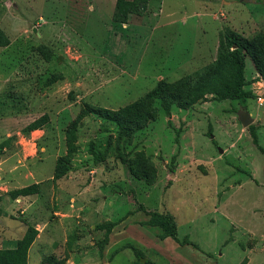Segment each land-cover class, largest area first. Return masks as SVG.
<instances>
[{"label":"rangeland","instance_id":"obj_1","mask_svg":"<svg viewBox=\"0 0 264 264\" xmlns=\"http://www.w3.org/2000/svg\"><path fill=\"white\" fill-rule=\"evenodd\" d=\"M113 4L0 0L8 39L0 46V199L37 183L27 201H0V212L10 206L0 224H44L29 264H264V155L237 118L249 113L264 149V75L253 62L263 59L264 0H144L124 23L112 20ZM225 28L245 40L250 97L216 101L205 93L183 110L171 105L168 115L156 99L155 119L117 138L111 112L159 79L189 75L197 90L226 84L224 51L217 52ZM83 107L89 113L76 126L68 169L52 179L64 130ZM42 113V128L22 132ZM103 125L108 130L97 132ZM92 137L97 163L87 151ZM137 150L151 167L136 163L131 173L120 159ZM145 211L172 215L176 240L159 239V229L143 223Z\"/></svg>","mask_w":264,"mask_h":264},{"label":"trees","instance_id":"obj_2","mask_svg":"<svg viewBox=\"0 0 264 264\" xmlns=\"http://www.w3.org/2000/svg\"><path fill=\"white\" fill-rule=\"evenodd\" d=\"M144 0H114L112 20L114 22L124 23L129 13H137L139 6ZM260 47L262 50V58L264 59V35H259ZM8 43L7 37L0 30V46H4ZM40 51V50H39ZM224 51L223 53V64L227 70L228 80L226 84L221 86L219 89H212L209 83L206 82L203 88L197 90L195 82L191 76L186 75L182 78L176 79L172 82H167L163 79H159L155 82L154 86L147 90L137 99L120 106L111 112V117L114 122L116 129L117 138H126L132 135L135 131L143 128L149 121L155 119V108L153 106L154 100H159L160 108L165 113L169 114L170 106L180 109H185L192 103L198 100H204L206 97L205 93H210L211 100H225V99H239L244 100L250 97V92L243 89L245 83L243 70H244V57L249 55L246 47L245 40L239 34L234 31L225 28L218 34V47L217 52ZM41 54L45 59L48 55L41 51ZM263 59L258 60L253 57V62L256 66L257 71L264 75V62ZM259 61L262 63L260 65ZM96 112L100 117L108 122V111L105 109H98ZM89 113L87 108H82L78 111L75 117L68 123L64 130L65 139V153L58 156L54 166V173L52 179L61 177L68 169L70 156L76 149L73 140L76 138V126L79 120ZM48 122V116L46 113L33 118L26 125L22 127V132L28 133L29 131L40 129ZM108 127L103 125L98 127L96 131L106 132ZM211 127L208 124L207 133L210 134ZM248 132L251 136V140L254 145L263 153L264 149L257 144V135L255 133L252 124L248 125ZM88 153L92 157V161L97 163L100 161L99 151L96 147L95 138L92 137L88 142ZM135 157L122 158L120 161L125 164L130 172H134V164L139 163L142 167H151L150 159L144 154L143 150H137L134 152ZM174 157H171V160ZM263 175H264V164H263ZM37 183H31L29 185L13 189L9 191V195L14 198L16 196L28 195L36 192ZM148 215L147 219L143 222L144 224L157 227L159 232L157 237L159 239L170 237L176 240V223L167 212L157 211H145ZM111 223L106 225L104 228L106 232L110 230ZM37 230L27 225L23 234L20 238L16 239L13 248H0V264H26L27 249L33 239L35 238Z\"/></svg>","mask_w":264,"mask_h":264},{"label":"crops","instance_id":"obj_3","mask_svg":"<svg viewBox=\"0 0 264 264\" xmlns=\"http://www.w3.org/2000/svg\"><path fill=\"white\" fill-rule=\"evenodd\" d=\"M181 110H183V109H181ZM47 146V147H46ZM45 147L48 149V146H49V144L47 143V145H46ZM11 176V175H10ZM27 185H29V184H27ZM23 186H26V185H23ZM23 186H14L12 189H9L6 193L8 194V195H5V196H8V201H4L5 199V197L3 198H1L0 199V201H4V203H7L8 205H10V206H12L14 203L16 204L17 202H22V201H27V198H29V195H31V194H28V195H23V196H21V195H19V196H16V197H14V198H12L10 195H9V191H11V190H13V189H16V188H20V187H23ZM4 190H6V189H4ZM1 194V193H0ZM32 194H34V193H32ZM18 205V204H17ZM23 205H25L26 206V204H22L21 206H23ZM10 206H8V207H5L3 210H1V212H0V215H1V217H6V213H4V211L5 212H7L8 211V209H10ZM25 206H23L22 207V210H24L26 207ZM9 220H13V219H9ZM0 223H1V219H0ZM11 223H13V222H11ZM10 225V224H9ZM40 225H42V226H44V224H40V223H36L35 225H34V228L36 229H38V228H40ZM0 227H1V231H0V248L1 249H3V248H13L14 247V245H15V241H16V239H18V238H20L21 237V235L23 234V232H24V227L21 225V227H22V229H20V226H18V225H15V224H12L11 225V227H15L16 228V230L15 229H11V227L10 228H5V226L4 225H2V224H0ZM26 228V227H25ZM36 229V230H37ZM19 235V236H15V235ZM36 235H38V231H37V233H36ZM35 239H33V241H34ZM31 242V244L29 245V247H28V249H27V254H26V264H29V252H30V249H31V246H32V244L34 243V242ZM41 262V263H40ZM40 262L39 263H34V264H48L47 262H43V261H41V258H40Z\"/></svg>","mask_w":264,"mask_h":264},{"label":"water","instance_id":"obj_4","mask_svg":"<svg viewBox=\"0 0 264 264\" xmlns=\"http://www.w3.org/2000/svg\"><path fill=\"white\" fill-rule=\"evenodd\" d=\"M237 118L241 125L248 126L252 122V118L246 110H239L237 112ZM218 151L221 153V149L218 148Z\"/></svg>","mask_w":264,"mask_h":264}]
</instances>
